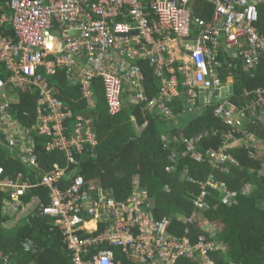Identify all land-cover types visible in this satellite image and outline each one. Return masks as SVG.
Returning a JSON list of instances; mask_svg holds the SVG:
<instances>
[{"label":"built area","instance_id":"built-area-1","mask_svg":"<svg viewBox=\"0 0 264 264\" xmlns=\"http://www.w3.org/2000/svg\"><path fill=\"white\" fill-rule=\"evenodd\" d=\"M195 1L8 0L5 6L0 3V63L7 73L5 79H0V96L38 92L37 122L32 130L13 117L9 102L0 101V133L12 149L22 154L21 159L30 168L39 167L33 132L49 137V151L66 153V165L55 163L54 170L43 175L37 184L24 182L22 175L13 181L0 166V191L9 194L7 206L15 208L35 187L47 188L51 202L41 205L40 213L60 231L73 264H116L111 250L93 254L103 245L131 251L140 264H176L182 258L212 264L210 254L225 249L204 236L196 242L189 236L195 222L201 228L207 225L203 216L211 190L232 205L233 193L214 174L200 183L202 193L193 200L198 212L191 217H179L189 225L184 236L171 231L173 220L156 221L143 210L147 195L140 189L128 203L116 201L99 187L97 197H93L95 189L72 169L79 166L74 149L82 153L86 143L97 145L93 121L80 116L74 129H68L66 120L73 117V112L46 80L63 70L71 82H81L85 97L94 106L91 86L95 79H100L111 116L122 112L128 94L130 103L144 105V111L156 109L172 120L174 114L167 104L178 98V73L183 74V85L189 89L188 109L214 103V115L229 128L222 134L220 129L215 130L213 136L222 138V143L217 149L206 151L213 170L228 172L230 164L238 165L230 154L241 140L236 135L242 133L241 141L248 145L255 141V135L246 131L247 125L264 121V88L245 92L247 99L235 103L232 90L225 94L234 79L230 77L224 83L217 69L222 65L223 53L241 59L248 71L264 62V35L257 26L258 3L262 0H203L215 7L211 21L194 16ZM52 37L58 41L60 38V45L53 52L49 49ZM175 49H179V55L172 51ZM131 58L149 60L156 67L157 76L169 67L170 77L163 79L158 99H148L145 73L131 63ZM174 63L178 65L171 68ZM214 93L218 95L216 102L212 98ZM200 94L203 99L197 101ZM208 135L206 132L192 139L173 136L171 142L182 144L185 149L177 152L174 148L176 153L172 152L170 159L175 161L191 154L202 161L200 144ZM101 225L104 229L99 231ZM0 259L5 264L10 261L8 255L0 254Z\"/></svg>","mask_w":264,"mask_h":264},{"label":"trees","instance_id":"trees-1","mask_svg":"<svg viewBox=\"0 0 264 264\" xmlns=\"http://www.w3.org/2000/svg\"><path fill=\"white\" fill-rule=\"evenodd\" d=\"M6 2L8 0H0L4 6ZM192 9L195 17L211 21L215 7L203 0H197ZM258 10L260 18L257 26L264 35V0L258 3ZM231 60L235 64L233 70L236 79L232 89L233 101L247 99L245 92L264 88V62L248 71L241 59ZM131 63L140 66L145 73L144 87L148 99H158L163 88V79L170 77L169 67H165L162 75L157 76L156 67L151 66L149 60L131 58ZM177 65L178 63H174L170 67ZM178 75L179 96L174 103L167 104L174 114L172 120L156 109L144 111V105H126L130 103L128 94L122 112L111 116L108 113L104 85L100 79H95L91 86L94 106H90L81 82H71L63 70H58L53 77H46L53 90L58 91V96L73 112V117L66 120L68 129H74L80 116L93 121L97 145L86 143L82 153L73 148L79 166H73L72 169L85 178L87 185L89 182L95 183L118 202L128 203L135 191L146 189L145 212L152 215L156 221L165 218L173 220L171 231L181 236L185 235V227L189 225L182 223L178 215L191 217L198 212L193 200L202 193L200 183L214 174L217 181L228 185L233 193V202L231 206L227 205L216 191L211 190L207 198L208 209L203 218L207 225H222L223 229L220 227L219 231L212 234L195 222L190 226L189 236L193 242L204 236L207 240L221 243L225 247L210 254L212 264H264V174H261L264 170V153L243 142L240 147L230 150L238 165L230 164L228 172L213 170L206 151L217 149L222 143V138L218 135L213 138L212 133L220 129L222 134L229 128L214 115V103L196 105L192 110L188 109L189 89L183 85V74ZM6 77L5 65L0 63V79ZM37 95L38 92L17 94L20 103L14 114L22 118L23 112L26 111L29 116L20 119L23 123L30 125L35 122ZM132 116L136 117V122L132 121ZM146 122L147 126L144 127ZM246 131L255 134V137L264 143L263 120L250 123ZM206 132H209V135L202 141L199 149L203 154L202 161L194 159L191 154L175 161L170 159V146H175L171 140L166 142L165 137L172 139L173 136H184L192 139ZM236 136L243 139L242 133ZM33 137L36 141L39 167L26 168L16 152H11L8 148L5 136L0 133V166L4 168L5 176L13 181H17L18 176L22 175L24 182L37 184L43 175L54 170L55 163L61 167L66 165L63 152L46 150L49 143L47 136ZM183 147L185 149L184 145L179 144L176 148L183 151ZM187 172L195 182L185 178ZM33 199L38 201L35 213L17 219L13 227H6L5 225L12 222L16 216L4 212V206H7L5 201L11 200V197L7 192L0 191V254L10 257L7 264H73L58 228L49 224V219L39 214L41 205L51 202L47 188L37 186L32 189L29 195L23 198L17 216L22 212V206H27ZM103 229L104 226L101 225L99 231ZM102 249L113 251L116 264H140L134 259L131 251L126 253L121 247L103 245L95 249L93 254ZM176 264L202 262L182 258Z\"/></svg>","mask_w":264,"mask_h":264},{"label":"crops","instance_id":"crops-1","mask_svg":"<svg viewBox=\"0 0 264 264\" xmlns=\"http://www.w3.org/2000/svg\"><path fill=\"white\" fill-rule=\"evenodd\" d=\"M197 1V0H196ZM195 1V2H196ZM194 2V3H195ZM194 3H193V5H194ZM193 5H192V8H193ZM193 10V9H192ZM214 13V12H213ZM59 39V41L55 38V37H52L50 40H49V44H50V46L52 47L51 49H50V51H56V49L58 48V47H56V46H58V45H60V38H58ZM175 54H177V53H175ZM231 58H233V56L232 55H228V54H222L221 55V63H222V65H221V67H219L218 69H217V73H218V75H219V77L221 78V81H223L224 83H226L227 82V80H228V78L230 79V77H232L233 79H234V84H233V86L235 85V81H236V79H235V74H234V70H233V68H234V63L232 62V60H231ZM233 86L232 87H228V88H230L229 89V91H226V93L225 94H228V93H230V91L233 89ZM5 92H7V91H5ZM232 93H233V91H232ZM17 94L19 95V92H17ZM212 98L213 99H215V102L216 101H218V95L216 94V93H214L213 94V96H212ZM199 99H203V94H200V96H199ZM0 101H3V102H9L10 103V105H11V109H13V110H11V113H13L14 114V110L16 111L18 108H17V106H18V104L20 103V99L18 98V96L16 95V92H12V93H5L4 94V96L2 97V96H0ZM129 101V100H128ZM233 101V100H232ZM130 102V101H129ZM233 102H235V103H238V104H240V103H242L241 102V100H239V99H236V101L234 100ZM125 104H126V101H125ZM132 105V103H127L126 105ZM133 106H135L134 104H133ZM149 112V111H148ZM16 113V112H15ZM12 114V115H13ZM15 116V117H14ZM22 118H28L29 116H28V112H26V111H24L23 112V114H22ZM261 116H263L264 117V113H262L261 114ZM13 117L15 118V119H17L19 122H21L22 124H23V121L22 120H20V119H22V118H19L18 116H16L15 114L13 115ZM136 117H133L132 116V121L134 120L135 122H136V119H135ZM36 122H37V118H36V115H35V122L33 123H31L30 125L29 124H26L25 122H24V124H26L27 125V127L28 128H30V130H32V128H33V126L36 124ZM139 130H141L140 129V127H139ZM217 130V129H216ZM33 135H36V133L35 132H33L32 133ZM255 135V134H254ZM212 136H213V134H212ZM180 137H182V136H180ZM215 136H213V138H214ZM49 138V137H48ZM256 138V137H255ZM164 140L166 141V142H169L170 140H171V138H167V137H165L164 138ZM49 142H50V139H49ZM243 142L244 141H239L237 144H236V146L235 147H240L242 144H243ZM34 144H35V147H36V141H35V139H34ZM248 145H250V146H254V148H256L257 150H261V148L262 149H264V145H259L258 143H255V141L254 142H249L248 143ZM170 146V145H169ZM174 146H175V150L177 151V152H181V149H178V148H176L177 147V145H175L174 144ZM171 147V153L172 152H175L176 153V151L174 150V148L172 147V146H170ZM234 147V148H235ZM8 148L11 150V152H13V151H15L16 152V155L18 156V157H20V155H22L17 149H12L10 146H8ZM183 149H184V147H183ZM36 150V149H35ZM48 152H55V151H49L48 149H46ZM57 151H61V152H63L64 154H65V156H66V153L64 152V151H62V150H57ZM19 152V153H18ZM20 154V155H19ZM171 155V154H170ZM20 158H22V157H20ZM26 168H29L28 167V164L27 163H25L24 161H22L21 162ZM40 174V173H39ZM261 174H264V170L261 172ZM20 176H18V178H19ZM21 178V180H23L22 179V177H20ZM208 179V178H207ZM206 179V180H207ZM205 180V181H206ZM88 186L89 187H92V188H94L95 189V191L94 192H92L91 194H92V196L93 197H97V190L99 189L98 188V186L95 184V183H93V182H89V184H88ZM4 192V191H3ZM6 202V201H5ZM36 204H38V201H37V199H33V201H31L30 202V204H28L27 206H25V207H23L22 206V212H21V214H24L23 213V211H26V210H29V212L26 214L27 216L29 215V214H33V213H35V211H36V209H37V205ZM22 205V204H21ZM20 205V206H21ZM21 207H15V208H11V207H5L4 206V212H6V214H8V215H13L14 217L16 216V218L14 219V220H16L17 219V215H18V213L19 212H17L19 209H20ZM39 214H40V212H39ZM41 215V214H40ZM20 216V215H19ZM181 216H183V215H178V218L179 217H181ZM47 218V217H46ZM49 219V218H48ZM48 223L49 224H51V220L49 219V221H48ZM8 224H6L5 226L6 227H8L7 226ZM90 227H92V226H90Z\"/></svg>","mask_w":264,"mask_h":264},{"label":"rangeland","instance_id":"rangeland-1","mask_svg":"<svg viewBox=\"0 0 264 264\" xmlns=\"http://www.w3.org/2000/svg\"><path fill=\"white\" fill-rule=\"evenodd\" d=\"M172 51L177 53L176 55L180 54L179 49H175V51L174 50H172ZM181 56H182V54H181ZM255 143H258L259 145H264L263 141L261 139H258L257 137L255 138ZM261 150L264 153V149L261 148ZM28 212H29V210L23 211L24 214L20 213V216H17V219L25 217ZM17 219L13 220L12 222H9L8 223L9 226L8 225L7 226L8 227H13L16 224ZM220 227H221V230H222L223 229L222 225H220V226H218V225H203L202 228L204 230L208 231L209 233L214 234V233H216L217 231L220 230Z\"/></svg>","mask_w":264,"mask_h":264},{"label":"clouds","instance_id":"clouds-1","mask_svg":"<svg viewBox=\"0 0 264 264\" xmlns=\"http://www.w3.org/2000/svg\"><path fill=\"white\" fill-rule=\"evenodd\" d=\"M185 178L186 179H188L189 180V178H191L190 176H189V174H188V172L185 174ZM192 179V178H191ZM189 181H191V180H189ZM192 182H195V180L193 179V181ZM201 186V185H200ZM219 195V194H218ZM223 199V198H222ZM224 201V200H223Z\"/></svg>","mask_w":264,"mask_h":264},{"label":"water","instance_id":"water-1","mask_svg":"<svg viewBox=\"0 0 264 264\" xmlns=\"http://www.w3.org/2000/svg\"><path fill=\"white\" fill-rule=\"evenodd\" d=\"M142 191L146 193V189H142ZM143 210L146 211L147 207H144Z\"/></svg>","mask_w":264,"mask_h":264},{"label":"bare ground","instance_id":"bare-ground-1","mask_svg":"<svg viewBox=\"0 0 264 264\" xmlns=\"http://www.w3.org/2000/svg\"><path fill=\"white\" fill-rule=\"evenodd\" d=\"M52 47L50 46V44H49V49H51Z\"/></svg>","mask_w":264,"mask_h":264}]
</instances>
